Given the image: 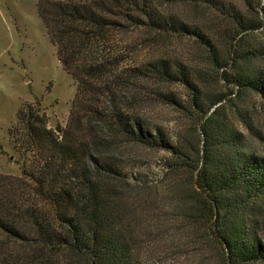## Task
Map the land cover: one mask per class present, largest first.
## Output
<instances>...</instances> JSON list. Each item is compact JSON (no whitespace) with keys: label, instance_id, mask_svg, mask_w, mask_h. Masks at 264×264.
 I'll list each match as a JSON object with an SVG mask.
<instances>
[{"label":"trees","instance_id":"1","mask_svg":"<svg viewBox=\"0 0 264 264\" xmlns=\"http://www.w3.org/2000/svg\"><path fill=\"white\" fill-rule=\"evenodd\" d=\"M177 3L217 11L229 25L204 31L175 11ZM37 6L76 92L64 127L49 126L38 107L19 110L26 159L21 175L0 173V264H138L131 222L139 217L137 199L152 187L127 175L115 151L120 139L169 153L171 194L218 244L224 264L264 262V155L254 145L257 112H264V40L253 37L264 29V0ZM132 27L197 37L212 71L163 56L115 71L106 46ZM215 77L230 89L211 88ZM160 83L185 86L186 103L153 85ZM151 84L150 92L193 118L185 133L169 136L142 118L143 88Z\"/></svg>","mask_w":264,"mask_h":264},{"label":"rangeland","instance_id":"2","mask_svg":"<svg viewBox=\"0 0 264 264\" xmlns=\"http://www.w3.org/2000/svg\"><path fill=\"white\" fill-rule=\"evenodd\" d=\"M37 4L38 0H0V173H22L26 155L17 136V129L22 128L19 110L24 105L38 107L49 126L64 127L76 92V81L61 64L57 46L39 15ZM194 8L182 3L174 6L176 12L198 23L204 31L217 30L214 25L224 27L226 22L229 25L217 11ZM253 37L264 40V29L255 31ZM105 51L117 62L114 68L117 72L161 56L176 57L193 67L212 71L206 52L195 36L155 34L144 27H132L114 34ZM208 84L219 91L230 89L216 77ZM153 85L186 103L188 91L182 84ZM150 87L152 84L143 88L142 95L147 101L141 108L142 118L162 126L169 136L185 133L194 123L193 118L182 107L150 92ZM254 98L255 95L247 93L245 99ZM257 117L261 137L254 145L264 155V112L258 111ZM115 151L129 177L140 175L152 187L150 194L137 199V203L143 204H139L137 221L131 222L137 263L224 264L218 244L204 227L190 220L186 207L171 194L170 184L174 180L164 175V160L169 153L121 139Z\"/></svg>","mask_w":264,"mask_h":264}]
</instances>
